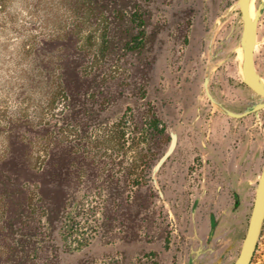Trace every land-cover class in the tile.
<instances>
[{
    "label": "rangeland",
    "instance_id": "obj_1",
    "mask_svg": "<svg viewBox=\"0 0 264 264\" xmlns=\"http://www.w3.org/2000/svg\"><path fill=\"white\" fill-rule=\"evenodd\" d=\"M258 1L252 0L253 9ZM149 6L153 24H163L150 51L154 57L152 68L146 80L134 78V85H137L135 94L127 88L115 103L108 101L103 121L108 123L114 120L129 110L127 107H140L143 110L149 101L159 110L167 127L174 126L176 131L193 128L204 130L209 126L210 114L222 113L199 91L207 70L210 73L209 85L225 105L231 106L242 99L239 65L242 52L237 46L242 23L236 0H152ZM63 16L64 8L60 0H8L4 11H0V159L6 154L9 121H16L18 131L30 137L39 123L52 122L60 116L59 103L57 109H45L52 84L47 82L37 59L25 45L31 38L38 39L53 32L61 25ZM225 37V49L212 59L211 52ZM256 40L254 63L264 78V10L258 21ZM113 64L106 65L107 74L130 79L128 70L117 71ZM141 85L144 96L139 93ZM198 108L203 114L200 121L194 119ZM262 115L264 118V110ZM24 120L33 123L32 130L25 131ZM90 129L94 135L100 133L92 126ZM99 130L102 132L104 129ZM67 135L70 140H79L74 132ZM131 136L127 135V142L119 148L93 149L95 161L107 160L99 173L127 176L128 185L134 184L133 181L137 179L138 200L144 197L148 186L151 195L147 196L143 206H132L131 213H136L135 217L129 218L121 212L120 217L105 219L104 222L99 209L101 203L106 204V201L97 197L99 188L92 187L89 192L92 194L84 204L88 210L85 215L87 222L67 237L70 244L66 245L61 239L59 264L181 262L182 243L191 225L187 202L174 201L170 189L168 197L164 194L165 200H162L152 182L151 169L144 162L147 153L152 159L156 158L167 146V140L150 139L147 142L142 138L143 131H137L133 141H130ZM33 150L35 157L36 142L33 143ZM189 161H184L186 168ZM263 162L264 149L261 165ZM124 198L128 202L131 196L125 192ZM132 217L134 220H131ZM193 218L194 215L192 223L195 224ZM251 264H264V221Z\"/></svg>",
    "mask_w": 264,
    "mask_h": 264
},
{
    "label": "trees",
    "instance_id": "obj_2",
    "mask_svg": "<svg viewBox=\"0 0 264 264\" xmlns=\"http://www.w3.org/2000/svg\"><path fill=\"white\" fill-rule=\"evenodd\" d=\"M7 1L0 0V11ZM151 1L60 0L61 25L25 45L52 84L45 109H57L59 103L60 116L39 123L30 137L18 131L16 121H9L6 154L0 159V264H59L61 239L70 244L67 237L87 222L84 204L92 187L99 188L97 197L106 201L99 209L102 221L121 212L135 217L132 206H143L151 195L148 186L138 200L137 179L128 185L127 176L101 175L107 160L95 161L93 152L119 148L127 135L132 134L133 141L137 131H143L147 142L159 141L166 129L149 101L143 110L127 107L108 123L102 117L108 101L115 103L127 88L135 94L134 78L146 80L152 68L150 51L163 24H153ZM107 64L128 70L130 79L107 74ZM22 123L25 131L33 129L30 120ZM90 126L100 133L92 134ZM70 132L79 140L68 139ZM154 159L146 154L148 169ZM125 192L131 196L128 202Z\"/></svg>",
    "mask_w": 264,
    "mask_h": 264
},
{
    "label": "flooded vegetation",
    "instance_id": "obj_3",
    "mask_svg": "<svg viewBox=\"0 0 264 264\" xmlns=\"http://www.w3.org/2000/svg\"><path fill=\"white\" fill-rule=\"evenodd\" d=\"M226 43L227 37L220 40L219 46L210 54L212 59L222 53ZM240 82L243 88L240 96L242 99L231 106L225 105L217 98L211 85L209 89L227 108L240 112L259 100V96L242 81L241 77ZM200 86L199 91L205 94L203 80ZM206 98L210 104H213L207 96ZM263 110L264 107L257 113H249L237 119L253 116L263 129ZM196 112L194 119L200 121L203 114L200 113L199 108ZM194 122L191 121V124L193 125ZM177 134L176 147L157 174L163 194L168 197L170 189L174 201L187 202L188 220L191 225L182 243V260L177 264H232L238 255L246 231L257 182L256 180L253 185L245 179L238 183L232 164L223 165V155L225 153H228L229 157L234 155L239 137L237 135L232 137L231 133L233 140L231 139L230 145L224 151L217 143L227 135L220 132H206L193 128L177 131ZM161 139L167 140L168 144L170 136L167 124ZM163 151L164 149L157 154L153 164ZM186 159L190 160L187 168L184 163ZM208 167L210 170L204 172ZM196 197L198 202L194 212V224L191 207Z\"/></svg>",
    "mask_w": 264,
    "mask_h": 264
},
{
    "label": "water",
    "instance_id": "obj_4",
    "mask_svg": "<svg viewBox=\"0 0 264 264\" xmlns=\"http://www.w3.org/2000/svg\"><path fill=\"white\" fill-rule=\"evenodd\" d=\"M250 4L252 0H236L238 6L240 18H241V31L237 41V46L241 48L242 59L239 62L241 70L242 81L249 86L255 94L259 96V100L250 106L246 107L243 111L237 112L227 108L222 102L218 101L209 89L210 73L207 70L203 78V88L208 99L220 110L234 118H240L249 113H257L259 109L264 107V85L262 83V77L257 72L254 63V49L257 43V25L258 21L264 10V0H259L255 5L253 16L250 15ZM236 46V47H237ZM169 131V142L164 151L159 155L157 160L151 167V179L153 184L156 186L159 197L164 199L163 191L161 190L157 174L162 164L174 151L178 134L174 126H168ZM198 197H196L192 203L191 213L194 215L195 208L197 206ZM264 221V162L261 171L257 177L255 185L254 199L252 203L251 212L248 219L246 231L238 252L232 264H249L253 253L255 251L258 238L260 236L262 224Z\"/></svg>",
    "mask_w": 264,
    "mask_h": 264
},
{
    "label": "crops",
    "instance_id": "obj_5",
    "mask_svg": "<svg viewBox=\"0 0 264 264\" xmlns=\"http://www.w3.org/2000/svg\"><path fill=\"white\" fill-rule=\"evenodd\" d=\"M209 122V126L204 129L206 132H220L227 135L217 143L224 151L233 140L231 133L232 137L233 135L239 137L234 155L231 157L228 153L223 155V165L232 164L238 183L246 179L254 185L262 168L261 159L264 149V130L260 127L259 121L253 116L237 119L222 113H212L209 115ZM209 170L208 167L204 172Z\"/></svg>",
    "mask_w": 264,
    "mask_h": 264
},
{
    "label": "bare ground",
    "instance_id": "obj_6",
    "mask_svg": "<svg viewBox=\"0 0 264 264\" xmlns=\"http://www.w3.org/2000/svg\"><path fill=\"white\" fill-rule=\"evenodd\" d=\"M249 11H250V15L253 16V11H254V9L252 8L251 4H250ZM262 83H263V85H264V78H262Z\"/></svg>",
    "mask_w": 264,
    "mask_h": 264
}]
</instances>
